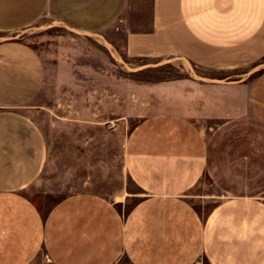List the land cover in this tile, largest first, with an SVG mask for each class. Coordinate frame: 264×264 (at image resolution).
<instances>
[{"label": "crops", "instance_id": "1", "mask_svg": "<svg viewBox=\"0 0 264 264\" xmlns=\"http://www.w3.org/2000/svg\"><path fill=\"white\" fill-rule=\"evenodd\" d=\"M128 1L0 0V33L45 17L104 33ZM123 38L130 59L247 70L188 82L184 101L135 124L123 196L80 192L42 209L28 192L47 159L34 116L49 109L48 74L31 47L1 41L0 264H264V0H151L148 30Z\"/></svg>", "mask_w": 264, "mask_h": 264}, {"label": "rangeland", "instance_id": "2", "mask_svg": "<svg viewBox=\"0 0 264 264\" xmlns=\"http://www.w3.org/2000/svg\"><path fill=\"white\" fill-rule=\"evenodd\" d=\"M150 18L151 0H129L117 25L104 33H76L50 17L25 30L0 33V42L14 40L36 51L48 74L49 109L34 116L46 139L47 159L28 192L40 208L80 192L120 198L126 184L123 144L135 124L184 101L188 82L236 81L246 72L224 75L173 58L161 63L127 58L125 32L147 31ZM127 187L135 190L129 182ZM131 204H124L125 211ZM37 263L47 264L46 257L40 254Z\"/></svg>", "mask_w": 264, "mask_h": 264}]
</instances>
